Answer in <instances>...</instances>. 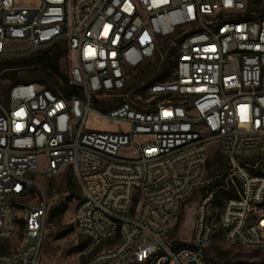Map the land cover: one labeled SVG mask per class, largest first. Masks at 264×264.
<instances>
[{
  "label": "built area",
  "instance_id": "1",
  "mask_svg": "<svg viewBox=\"0 0 264 264\" xmlns=\"http://www.w3.org/2000/svg\"><path fill=\"white\" fill-rule=\"evenodd\" d=\"M164 38L176 42L171 78L145 86L143 104L112 107L107 97ZM11 43L22 47L11 53ZM59 45L67 52L60 70L77 93L28 82L0 100V264L39 263L47 204L29 206L21 246L8 252L14 211L39 175L66 170L80 194L73 227L86 240L81 264H213V193L198 206L188 245L164 236L201 185L212 148L228 162L233 190L220 207L222 239L264 252V158L252 166L238 159L264 145V0H0V56ZM91 115L128 130H89Z\"/></svg>",
  "mask_w": 264,
  "mask_h": 264
},
{
  "label": "rangeland",
  "instance_id": "2",
  "mask_svg": "<svg viewBox=\"0 0 264 264\" xmlns=\"http://www.w3.org/2000/svg\"><path fill=\"white\" fill-rule=\"evenodd\" d=\"M175 43L172 38L160 40L153 58L143 63L129 76L124 90L107 97L109 104L114 107L122 100L134 103V105L143 104L147 97L144 96L143 92L133 94V91L137 88L143 89L148 85L152 79V69H159L163 73L167 72L162 63L164 64L165 61L171 64L174 63ZM21 47L22 45L19 43H11L8 46L13 50L11 53ZM16 60H18L16 57L0 56L1 65ZM61 72L62 74L65 72L64 65L61 66ZM28 82H42L54 92H59L61 87V82L55 77L38 69H7L0 73V100L5 101L7 92L12 85ZM86 128L97 132L123 133L128 130V125L121 122L102 120L91 115L86 123ZM135 140L140 142L143 138L137 137ZM263 158L264 145L256 155L238 157L240 163L251 166ZM39 167L43 168L41 162H39ZM228 169L229 165L226 159L215 148H212L201 185L181 201L175 220L164 236L173 246L188 245L193 233L198 206L209 193H213L214 199L206 206L207 224L213 230L211 244L206 250L208 259L213 264H240L262 260L264 259V252L247 250L236 244H228L222 239L217 224L220 206L217 204L216 198L223 202L225 199L223 192L232 189L230 183L226 181ZM37 183L39 187L34 188L27 198L21 200L14 211L15 220L18 221L17 230L15 235L6 243V250L8 252L15 251L21 246L23 221L27 209L29 206L44 200L47 204V214L44 241L38 264H81L87 258L78 256V249L86 240L77 234L73 227V208L80 194L72 174L69 170H66L54 177L39 175ZM68 196L71 198L70 202L67 201ZM63 205H66V210L61 214L55 213V210ZM69 228L73 230L70 234L58 238ZM113 242L115 240L105 244V247H109Z\"/></svg>",
  "mask_w": 264,
  "mask_h": 264
},
{
  "label": "trees",
  "instance_id": "3",
  "mask_svg": "<svg viewBox=\"0 0 264 264\" xmlns=\"http://www.w3.org/2000/svg\"><path fill=\"white\" fill-rule=\"evenodd\" d=\"M175 53V50L173 51ZM66 49L64 46H55L51 49L41 51L33 56L27 57V58H18L15 62L8 63V64H0V73L7 69H22V68H35L38 69L50 76L55 77L58 81L61 82V87L59 88V92H61L62 95L68 96L72 93H77V89L70 88L66 84L65 76L62 74L60 70V60L66 56ZM162 66L165 67L167 70L166 73L161 72L159 69H152L151 71V80L149 81L148 85L157 83V82H165L170 79L172 69L174 67V63H168L165 61V63H162ZM42 83V82H39ZM58 90V89H57ZM54 92V91H53ZM144 92V88L140 89L137 88L133 91V94ZM208 164V162H207ZM224 197H230L233 195V190H227L223 192ZM214 199V196H213ZM67 201L70 202L71 198L68 196ZM217 204L221 207L222 202L217 200ZM66 210V205H63L62 207L55 210V213H63ZM18 222V221H17ZM72 228L67 229L63 234L59 235L58 238H62L72 232ZM85 243L81 245L78 249V252L83 249L85 246Z\"/></svg>",
  "mask_w": 264,
  "mask_h": 264
}]
</instances>
